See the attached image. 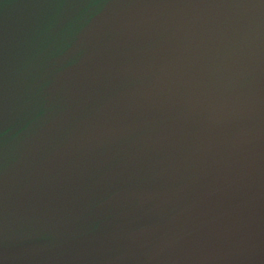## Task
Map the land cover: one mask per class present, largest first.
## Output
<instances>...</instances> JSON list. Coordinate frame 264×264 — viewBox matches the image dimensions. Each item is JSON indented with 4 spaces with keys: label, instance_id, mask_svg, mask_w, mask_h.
Instances as JSON below:
<instances>
[{
    "label": "water",
    "instance_id": "95a60500",
    "mask_svg": "<svg viewBox=\"0 0 264 264\" xmlns=\"http://www.w3.org/2000/svg\"><path fill=\"white\" fill-rule=\"evenodd\" d=\"M0 264H264V0H0Z\"/></svg>",
    "mask_w": 264,
    "mask_h": 264
}]
</instances>
